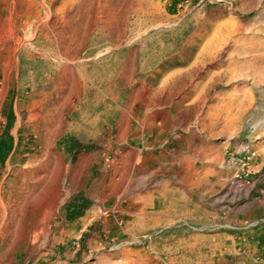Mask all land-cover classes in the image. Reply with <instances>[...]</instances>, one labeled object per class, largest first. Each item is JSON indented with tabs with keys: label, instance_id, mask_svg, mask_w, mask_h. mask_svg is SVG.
Wrapping results in <instances>:
<instances>
[{
	"label": "rangeland",
	"instance_id": "374dc122",
	"mask_svg": "<svg viewBox=\"0 0 264 264\" xmlns=\"http://www.w3.org/2000/svg\"><path fill=\"white\" fill-rule=\"evenodd\" d=\"M0 264H264V0H0Z\"/></svg>",
	"mask_w": 264,
	"mask_h": 264
},
{
	"label": "bare ground",
	"instance_id": "6f19581e",
	"mask_svg": "<svg viewBox=\"0 0 264 264\" xmlns=\"http://www.w3.org/2000/svg\"><path fill=\"white\" fill-rule=\"evenodd\" d=\"M204 121V120H203ZM135 138L137 140V144H139V140H140V134L138 132L135 133ZM138 146V145H137ZM215 179V178H214Z\"/></svg>",
	"mask_w": 264,
	"mask_h": 264
}]
</instances>
